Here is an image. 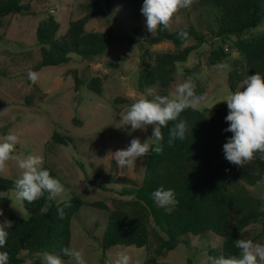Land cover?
Instances as JSON below:
<instances>
[{"label": "rangeland", "instance_id": "obj_1", "mask_svg": "<svg viewBox=\"0 0 264 264\" xmlns=\"http://www.w3.org/2000/svg\"><path fill=\"white\" fill-rule=\"evenodd\" d=\"M198 2L194 0L190 8L179 9L169 23L172 31L192 24L207 37V41L193 51L186 62L178 63L169 93L173 94L176 84L185 79L198 81L206 97L196 109L203 111L223 102L221 100L233 92L228 84V73L232 60H241L242 57L230 47L228 59L210 64L211 51L221 39H217L212 31L215 30L213 19ZM22 3L29 5V12L8 15L0 24V137L9 132L17 134L20 143L14 155L20 158L40 155L44 158V165L53 167L57 178L67 189V194L57 197L54 202L60 203L62 199L77 195L87 202L102 201L107 204L108 209L84 205L72 219L70 247L83 249L86 264H113L117 253L125 249L131 256L130 264H144L155 256L153 245L147 248L117 245L104 251L102 237L109 211L115 207L117 200L131 198L123 195L122 191L142 183L147 165L148 156L134 162L129 168H118L111 154L126 148L134 137L143 142L152 135V126H148L147 131L136 130L131 135L125 129L117 128L120 126V116L131 103L148 95L149 90L156 94L159 91L157 86L146 92H141L138 87L144 51L141 41L150 35L144 24L145 18L141 11L138 18L134 9L126 7L121 0H111L110 9L106 0H22ZM92 12L95 16L86 24L88 31L113 29L118 36L106 53L93 60L71 54L68 63L37 71L39 81L32 84L27 72L30 69L35 71L34 67L41 59L36 38L38 24L53 15L60 23L61 34L71 20ZM138 28L141 33H137ZM259 30L261 28H254L250 33ZM192 44H196V41L190 40L184 46ZM145 49L155 54L173 51L176 47L170 41H162L147 45ZM96 76L102 80L101 95L87 87L91 78ZM76 77L83 83L79 88ZM55 132L70 136L72 143L62 145L54 142L52 135ZM21 171L16 160H9L0 169V174L17 179ZM127 178L132 181H126ZM231 187L264 197V180L256 185L233 182ZM0 210L3 211L0 223L5 219L11 222V214L28 218V211L23 201L17 199L14 190H0ZM248 230L249 238L258 236L254 242L264 244V220L250 225ZM184 239L188 241L187 245L183 242L159 257L156 264H205L209 248L220 247L224 241L211 232L188 235ZM45 254L28 256L23 252L22 255H26L23 264H32L37 258L45 264ZM64 262L74 264L70 258Z\"/></svg>", "mask_w": 264, "mask_h": 264}, {"label": "trees", "instance_id": "obj_2", "mask_svg": "<svg viewBox=\"0 0 264 264\" xmlns=\"http://www.w3.org/2000/svg\"><path fill=\"white\" fill-rule=\"evenodd\" d=\"M126 7H131L140 15L143 0H121ZM111 8V0H106ZM200 7L213 19L219 45L212 49L210 64H218L230 57L231 49L238 52L242 59H233L228 73V84L234 92L248 74H264V0H199ZM29 5L22 0H0V24L3 18L12 14L29 12ZM176 14V13H175ZM174 14V15H175ZM173 15V16H174ZM95 16L87 13L71 20L64 33H59L60 23L49 15L37 26L36 38L40 46L41 59L34 70L47 66L68 63L71 54L84 60H93L109 49L118 37L113 29L88 31L86 24ZM261 28L258 32L250 31ZM181 30L189 33L187 41H182L177 34ZM137 33H141L138 28ZM190 40L196 44L184 46ZM170 41L176 47L173 51L152 54L145 47ZM207 41L190 24L179 30H158L147 35L141 41L144 48L141 55L138 87L146 92L154 86L158 94L170 95L169 87L177 71L178 63L186 62L193 51ZM227 41L230 46L226 47ZM184 46V47H183ZM196 84L197 94L206 97L205 90ZM77 88L83 83L76 77ZM88 89L101 95L102 80L99 76L91 78ZM118 100V99H117ZM115 100V102H117ZM227 102L223 101L206 110L186 109L180 119L187 121L189 132L184 141H168V128L162 129L164 135L163 152L152 153L147 157L143 181L132 188H124L122 193L131 197L119 199L109 211L108 223L102 237V248L108 251L117 245L147 248L155 247V256L144 264H156L159 257L176 249L188 235L213 233L224 241L220 247H210L208 256L225 257L238 255L235 247L238 239L249 238L248 227L264 220V197L254 196L239 188H230L233 182L243 181L256 185L264 180V160L258 157L246 166L237 167L224 158L223 145L233 134L225 132L228 122ZM169 122L168 127L171 126ZM52 140L62 145L72 143L70 136L59 132L52 135ZM50 174L57 177L52 166L43 165ZM85 176L87 174L82 168ZM15 179L0 174V190H15ZM126 181L132 180L127 178ZM163 186L175 192V204L168 208L159 207L151 198V193ZM71 206L65 209L66 215L60 219L57 207L62 206L54 200L44 197L28 203L23 201L28 218L11 214L12 228L8 229L9 238L3 250L9 254V264H23L26 252L28 256L41 253H58L62 247L71 246L72 219L84 205L98 209H108L102 201L87 202L80 196L69 198ZM67 199V200H69ZM105 254H103V258ZM64 260L69 259L63 257ZM32 264H44L40 258Z\"/></svg>", "mask_w": 264, "mask_h": 264}, {"label": "clouds", "instance_id": "obj_3", "mask_svg": "<svg viewBox=\"0 0 264 264\" xmlns=\"http://www.w3.org/2000/svg\"><path fill=\"white\" fill-rule=\"evenodd\" d=\"M193 3L194 0H143L140 11L145 18L147 32L153 35L158 30L167 29L178 10L188 9ZM177 36L182 41H187L189 33L181 30ZM27 78L32 84H36L40 77L37 71L30 69ZM204 99L203 95L197 94L196 84L192 79L176 84L171 95H160L149 90L148 95L136 99L120 116V126L117 128L125 129L131 135L136 130L147 131L148 126H152V135L143 142L134 137L126 148L111 153L117 167L126 169L152 153L161 154L164 148V128H168L169 145L177 140L184 141L189 127L187 121L180 119L181 113L189 108L195 110ZM221 101L227 102L229 110L224 118L228 122L224 131L233 134L223 145L224 158L237 167H244L257 157L264 160V74H248L239 88ZM169 122L175 123L168 127ZM19 143L20 137L12 132L0 137V169L9 160H16L18 168L22 170L19 178L13 181L17 199L32 203L46 193L48 200L66 195L65 185L43 166L42 156L28 155L20 158L14 155ZM151 198L162 208L175 204V192L171 188L161 186L151 193ZM60 203L62 206L57 207V214L63 219L65 209L71 206V202L70 199H62ZM2 215L3 211L0 210V216ZM12 226V222L7 219L0 223V264H9V254L3 249L9 238L8 229ZM235 247L239 250L238 255H209L205 264H264V244L252 239H238ZM63 257L70 258L74 264H86L83 249L69 246L62 247L58 253H46L45 264H65ZM130 261L131 256L125 249L117 253L113 264H130Z\"/></svg>", "mask_w": 264, "mask_h": 264}]
</instances>
